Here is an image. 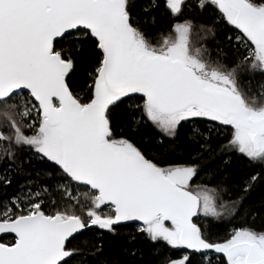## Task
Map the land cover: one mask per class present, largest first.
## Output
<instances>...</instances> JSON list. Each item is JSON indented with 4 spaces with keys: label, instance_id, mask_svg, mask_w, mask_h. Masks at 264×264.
Returning a JSON list of instances; mask_svg holds the SVG:
<instances>
[{
    "label": "snow or ice",
    "instance_id": "1",
    "mask_svg": "<svg viewBox=\"0 0 264 264\" xmlns=\"http://www.w3.org/2000/svg\"><path fill=\"white\" fill-rule=\"evenodd\" d=\"M186 6L203 18L184 16ZM137 7L136 0H0V185L11 186L34 161L46 166L37 177H47L0 200V234L11 236L0 241V264H70L81 252L70 246L77 236L116 235L129 223L133 239L152 246V264H211L210 254L218 264H264V226L214 236L201 223L234 217L264 181V0ZM157 8L173 23L151 32L139 17ZM80 61L91 71L74 89ZM141 126L154 128L169 150L146 154L129 135ZM213 132L218 153L252 168L234 185L236 199H225L220 173L197 180L196 161L212 151Z\"/></svg>",
    "mask_w": 264,
    "mask_h": 264
},
{
    "label": "trees",
    "instance_id": "2",
    "mask_svg": "<svg viewBox=\"0 0 264 264\" xmlns=\"http://www.w3.org/2000/svg\"><path fill=\"white\" fill-rule=\"evenodd\" d=\"M137 10L145 4L148 0H136ZM193 0H189V5ZM184 16H194L196 19H202L195 9L189 6L185 7ZM142 25H146L147 30L151 32H159L161 29L167 30L173 23L172 18L166 14L163 8H157L152 12L140 17ZM154 18V20H153ZM183 18V17H181ZM222 44L224 43V34H218L217 38ZM226 46V45H225ZM91 71V66L87 62L80 61L77 65V71L70 78L69 82L73 84L74 89H79L84 86L88 79V73ZM259 75L256 76V81L260 80ZM202 128L204 125H200ZM190 125L184 124L181 127L180 143L183 142ZM132 138L137 142L148 155H155L157 153H164L169 150V141L165 140L161 145L157 143L158 136L154 128L151 126H141L135 132L129 133ZM212 144V151L205 153L200 160L196 161L201 167L200 178L207 180L209 174L220 173L225 176V187L228 191L225 194V199H236L240 192L234 185H237L239 178L247 175L252 171L251 166L246 160L230 153H218L217 149L222 141L218 138L215 132L212 134L210 141ZM179 152V149L177 150ZM228 161L225 163V161ZM5 164L0 162V175L4 174ZM46 166L34 161L33 165H25L24 174H14L12 176V184L9 187L0 185V200L7 199L14 192H16L19 185L28 181H35L37 179L43 183L47 177L40 175L37 177V172L43 173ZM31 173V175H29ZM202 225L206 224L208 230L214 236H224L233 226L238 225H254L257 228L264 226V181L258 182L243 200L239 206V210L234 217H224L218 221L208 223L201 220ZM136 235V227L134 224L129 223L117 229V234L112 235L106 232H101L94 229L91 232H85L83 236H77L76 239L70 242V246H77L81 252L80 255L75 257L70 264H152L154 259L152 253L153 249L150 244L140 240L139 238L133 239ZM11 239V236H5L1 241ZM102 247L97 250L94 245ZM135 251V256L131 253ZM166 254L173 256L179 255L175 250L164 249ZM211 264H218L217 256L214 255L209 258Z\"/></svg>",
    "mask_w": 264,
    "mask_h": 264
},
{
    "label": "water",
    "instance_id": "3",
    "mask_svg": "<svg viewBox=\"0 0 264 264\" xmlns=\"http://www.w3.org/2000/svg\"><path fill=\"white\" fill-rule=\"evenodd\" d=\"M5 236H10V235L0 234V241H1V239H2L3 237H5Z\"/></svg>",
    "mask_w": 264,
    "mask_h": 264
},
{
    "label": "rangeland",
    "instance_id": "4",
    "mask_svg": "<svg viewBox=\"0 0 264 264\" xmlns=\"http://www.w3.org/2000/svg\"><path fill=\"white\" fill-rule=\"evenodd\" d=\"M214 255H216V254H210V255H209V258H212V256H214Z\"/></svg>",
    "mask_w": 264,
    "mask_h": 264
}]
</instances>
